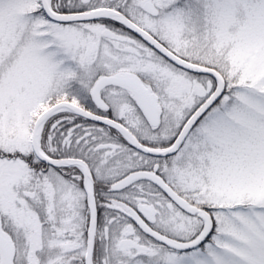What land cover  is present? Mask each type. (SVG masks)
<instances>
[{"label":"snow or ice","instance_id":"obj_1","mask_svg":"<svg viewBox=\"0 0 264 264\" xmlns=\"http://www.w3.org/2000/svg\"><path fill=\"white\" fill-rule=\"evenodd\" d=\"M0 264H264V0H0Z\"/></svg>","mask_w":264,"mask_h":264}]
</instances>
